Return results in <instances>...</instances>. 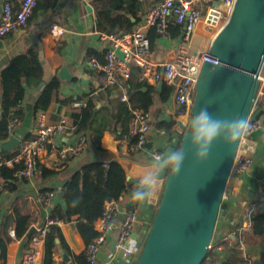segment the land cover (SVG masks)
I'll list each match as a JSON object with an SVG mask.
<instances>
[{"label": "crops", "instance_id": "1", "mask_svg": "<svg viewBox=\"0 0 264 264\" xmlns=\"http://www.w3.org/2000/svg\"><path fill=\"white\" fill-rule=\"evenodd\" d=\"M10 1L15 8L19 7L20 0ZM123 1L126 4L125 7L116 12V21L106 32H101L97 29L96 12L101 7L100 2L106 3L107 0H100V2L97 0H56L55 4L50 8L35 9L26 27L0 41V74L2 69L12 59L33 48L44 69V82H50L55 77L60 80V91L58 95L54 96L50 108L46 111L49 124H56L61 119L66 118L68 124L73 126L75 123L74 114L77 111L73 107V103L76 101L71 105L63 103V101L84 97L83 100L86 101L89 98H93L97 102L98 109L105 114L112 128L114 127L113 102L120 99L121 89L118 86L113 90L99 91L98 71L90 64L91 57L89 52L97 54L96 60H105L104 55L115 44V41L123 40L141 28L144 25L147 8L150 4L159 2V0H149L148 2L134 0L130 6H127L130 0ZM214 1L205 0L197 5L203 14L206 15L211 10ZM47 2L49 0H41V7ZM89 6L92 9L91 11H88ZM53 24L66 27L69 32L61 38H55L50 33V27ZM218 31L219 29L217 28H209L207 25L201 24L197 28L192 41V52L208 50ZM149 34L150 30L147 31L148 36ZM173 41L172 39H156L155 45L152 48V60H171L176 50V43ZM63 68L73 78L71 82L67 83L60 79L59 75ZM137 71L140 81L142 71L140 69H137ZM147 84L155 87L158 91L163 89L159 90V83L149 82ZM36 90L37 88L26 89L25 99L18 108V111L21 112L22 123L17 126L14 133H11L10 138L15 137L19 141H22L33 138L36 135V116L39 111H35V104L41 91L37 92ZM162 97L159 92L155 94V107L148 114L153 126V131L149 135L147 144L149 149L157 146L164 148L168 134L172 133V131H165L164 125L159 127V124L166 122L171 125L174 122L173 114L176 111V105L172 100L171 93L164 103L161 101ZM1 98L0 86V119H2ZM261 112L263 115L260 117V121L264 123V103L262 102L258 103V110H255L254 116L257 113L259 115ZM158 130H161L160 135L156 132ZM79 137L74 134L68 137L57 136L55 144L48 145L47 150L36 157L35 165L39 163L47 169L57 172L54 177L42 179L41 171L37 170L36 166V173L32 178L19 176V179L14 184L13 191L3 189V192H0V225L2 219L12 213L15 202L18 200L26 202L23 206L24 211L30 213L34 219L30 231L21 239H16L15 232L12 228L10 229V236L13 238V241L7 245L6 259L1 264H24L23 257L25 254L34 250L30 241L34 227L42 225L46 218L50 216V212L55 206L64 204L59 198L61 187L71 175L78 172L82 167L94 162H118L120 158L133 159L139 162L147 161L146 158H142L132 151L130 137L117 141L111 131L105 132L101 140L102 150H95L88 145L83 154L62 159L59 154L61 148L76 144ZM9 140L4 143H7ZM263 145L264 140L262 138L258 141H254L251 138L241 143L243 151L252 157L253 163L250 170L244 176L232 173L229 177L226 187L228 194L223 199L214 232L215 244L208 252V257L212 259L214 264H242V257L236 239L232 242L226 241V237L232 236L239 227H243L244 229L243 237L250 247L249 253L251 256L255 261L264 264L261 259L264 255V238L254 237L250 231L251 228L246 226V208L260 201L263 197L264 155L259 157ZM8 154L3 153L0 157H6ZM129 183L135 185V181H130ZM45 190H54L57 193V199L51 209H47L40 200V195ZM131 193L128 192L124 195L122 206L133 203V205L139 208L140 219L152 220L155 211L149 209L148 206L141 207L136 201L133 202L130 197ZM231 211L232 213L230 214ZM122 223L123 219L120 218L118 226H121ZM59 226L62 229L71 254H68L63 248H59L55 255V260L62 264H74L73 256L85 254L87 246L78 234L74 222L66 225L61 223ZM12 232H14V237L11 234ZM136 232L142 233V235L145 234L144 229L139 227V225ZM117 234V230L110 234L105 249L100 253L99 264H129L119 257L115 260L110 258ZM1 237L4 238V235L1 234ZM60 250L66 252L68 261H64L63 256L59 253Z\"/></svg>", "mask_w": 264, "mask_h": 264}, {"label": "built area", "instance_id": "2", "mask_svg": "<svg viewBox=\"0 0 264 264\" xmlns=\"http://www.w3.org/2000/svg\"><path fill=\"white\" fill-rule=\"evenodd\" d=\"M138 2H148L149 0H137ZM205 0H159L156 4H150L145 15L144 25L123 40L115 41V44L108 50L106 63L101 65L95 57L90 58V64L98 71L99 91L113 90L122 81H128L132 77L134 69H140V81L143 83H163L172 88L171 97L176 105L173 114V127L170 137L166 138L164 148L157 146L149 149L147 147L149 135L153 131L148 114L141 109H132V119L130 123L129 136L135 143L131 146L132 151L153 161L160 155H167L175 151L185 133L183 128L188 127V118L192 113L195 97L196 84L205 62L217 64L209 49L202 52H192V41L197 28L205 24L211 28L221 29L229 20L233 13L237 0H224L215 9L218 13L214 19H209L210 11L206 15L198 7V3ZM38 0H20L18 8H15L10 0H0V41L26 27L28 20L32 16ZM212 9V8H211ZM181 27V35L175 39L176 50L173 58L169 61H154L151 58L152 48L147 31L155 29L158 39H170L168 28L170 24ZM213 23H215L213 25ZM68 29L59 24L50 27V33L55 38H61L68 33ZM173 41V42H174ZM117 51L123 54L120 58ZM258 90L256 98L248 119L250 129L242 138V141L249 140L255 132L262 131L261 138L264 140V123L256 120L255 110H258V103H264V65L258 77ZM120 99L124 103L129 102L128 88H121ZM86 100L76 101L73 107L80 109L86 106ZM22 123V118H15L9 122V131L14 133L17 126ZM163 130V129H162ZM159 135L161 130L156 131ZM73 133L69 128L66 118L61 119L56 124H49L45 111H39L36 116V135L33 138L20 141L17 154L13 157H0V166L14 168L23 163L24 167L17 171V175L25 178H32L36 173L35 159L47 150L48 145L55 144L57 136H71ZM240 147L233 165L231 173L243 175L250 170L253 159ZM88 148V139L85 136L79 137L74 145L63 146L59 152L62 159L69 156L83 154ZM124 185L130 193L134 185L126 179ZM5 189V183H0V192ZM57 193L52 190L40 195V200L47 209L54 206ZM124 195L118 200H111L105 203L103 214L92 221V225L98 233L92 242L87 246L86 258L89 264H99L100 253L105 249L110 234L117 230L118 234L114 240L110 258L117 257L132 264L142 251L141 241H145L152 220H143L139 217V208L133 203L125 204ZM264 205V184L263 197L260 201L249 205L246 208V226L251 227V216L254 212L262 210ZM123 219L121 226H118L119 219ZM61 222L54 221L48 216L42 225L35 226L30 237L34 250L28 252L23 257L24 264H43V250L46 237L50 231V226ZM142 227L144 233H137V227ZM243 227L236 229L232 236H227L226 241H237L238 249L241 253L242 264H255L251 256L250 247L243 237ZM14 237V232L11 233ZM144 235L146 236L144 238ZM144 245V244H143ZM213 246L209 249V251ZM203 264H214L210 257H206Z\"/></svg>", "mask_w": 264, "mask_h": 264}, {"label": "water", "instance_id": "3", "mask_svg": "<svg viewBox=\"0 0 264 264\" xmlns=\"http://www.w3.org/2000/svg\"><path fill=\"white\" fill-rule=\"evenodd\" d=\"M223 1H214L209 19L215 20L218 15L215 9ZM91 10L89 6L88 11ZM117 53L120 58L124 57L120 51ZM209 53L218 63L203 64L191 114L207 107L220 118L243 116L248 120L264 65V0H237L229 20L212 41ZM59 76L67 83L73 80L65 68ZM43 86L44 83L36 91L39 92ZM163 86L159 83V90ZM262 115L259 113L256 120H260ZM183 129L185 133L179 149L184 148L188 153L183 166L175 178H172L170 170L163 173L160 177L162 183L149 200L140 203L134 198V192L138 177L153 170V161L118 159L126 171L127 180L135 181L136 187L130 195L132 201L155 211L140 256L132 264H203L209 249L215 244V228L223 199L228 194L226 187L241 141L230 149L217 141L207 159L196 163L193 159L195 149L191 151L187 141V137H194L195 129L191 132L189 127ZM261 135L262 131H258L252 138L258 141ZM221 138H224V130ZM19 144L17 138L11 137L7 143L0 144V155L12 153ZM263 155L264 145L259 157ZM59 198L62 199L61 192ZM59 253L64 261H68L64 250ZM255 264L260 263L255 261Z\"/></svg>", "mask_w": 264, "mask_h": 264}, {"label": "trees", "instance_id": "4", "mask_svg": "<svg viewBox=\"0 0 264 264\" xmlns=\"http://www.w3.org/2000/svg\"><path fill=\"white\" fill-rule=\"evenodd\" d=\"M100 2V0H97ZM134 0H130L127 6H130ZM56 0H49L41 7V0L35 9L50 8L55 4ZM101 7L97 9V29L106 32L116 21V12L125 7L123 0H107L106 3L100 2ZM170 39H177L182 29L176 24H170L168 28ZM149 39L151 48L155 45L158 35L155 29L150 30ZM108 52V51H107ZM105 60H97L104 65ZM90 57L97 59V54L89 52ZM137 69H134L131 79L122 81L119 88H128L129 102L124 103L121 99L113 102L112 114L115 119V125L112 128L104 113L97 107V102L93 98L87 99L85 107L77 110L74 114L75 123L70 130L76 136H85L88 139V145L95 150H102L101 140L107 131H111L117 141L127 139L129 136L130 122L132 119V109L137 108L149 114L155 107V94L159 92L163 97L161 101L164 103L169 97L172 88L164 85L161 91L155 87L149 86L147 83L139 81ZM42 83L39 96L35 104V111H47L54 96L58 95L61 82L58 78H54L50 82H44V69L38 59L33 48L23 54L16 56L9 64L4 67L0 74L1 86V110L2 119H0V143H4L10 139L9 122L12 119L19 118L21 112L18 111L19 106L25 99L26 89H36ZM122 92V91H121ZM84 97L71 98L63 101L66 104H72L74 101H82ZM174 123H161L165 126V131H171ZM168 134L167 137H170ZM135 143L131 139V144ZM131 145V146H132ZM180 142L175 150H179ZM121 148V146H119ZM17 150L6 157H13L17 154ZM36 161V159H35ZM37 170L41 171L42 179L54 177L57 172L47 169L44 165L36 163ZM24 164H18L14 168L0 166V183H5V190L13 191L14 184L19 179L17 171L22 169ZM127 175L124 168L119 162H94L85 165L78 172L71 175L65 184L61 187L63 205L55 206L50 212V218L62 224L75 223V228L81 236L83 242L88 246L97 236V232L91 225L92 220L100 217L104 211V205L111 200H118L122 195L128 193L124 182ZM51 190L43 191V194ZM15 202L13 211L10 215H6L0 225V264L6 259L7 245L13 241L10 236V229L15 232L16 239H21L28 234L30 227L34 222L33 216L24 211L25 201ZM20 202V203H19ZM154 218V217H153ZM250 231L256 238H264V210L256 211L251 216ZM4 235V238L1 237ZM59 248H63L68 254L71 250L66 243L62 229L58 224L50 226V231L46 237L44 247L43 264H62L55 260V255ZM264 263V255L262 256ZM74 264H89L86 259V253L73 256ZM225 264V263H224Z\"/></svg>", "mask_w": 264, "mask_h": 264}, {"label": "clouds", "instance_id": "5", "mask_svg": "<svg viewBox=\"0 0 264 264\" xmlns=\"http://www.w3.org/2000/svg\"><path fill=\"white\" fill-rule=\"evenodd\" d=\"M189 132L195 129L192 139L187 137L188 148L193 151V159L196 163L205 161L211 151L212 145L219 141L227 148L237 145L249 132L250 125L247 118L236 116L231 119L214 116L207 107L191 114L188 118ZM224 130V138L221 132ZM183 149L175 150L167 155H160L152 162V171L145 172L138 177L134 198L140 201L151 199L156 189L162 183L161 175L169 170L172 178H175L183 166L187 157Z\"/></svg>", "mask_w": 264, "mask_h": 264}, {"label": "rangeland", "instance_id": "6", "mask_svg": "<svg viewBox=\"0 0 264 264\" xmlns=\"http://www.w3.org/2000/svg\"><path fill=\"white\" fill-rule=\"evenodd\" d=\"M140 234H141V233H140ZM145 237H146V236L144 235V238H145ZM144 242H145V241H144ZM141 244H142V246H143V244H144L143 241H141Z\"/></svg>", "mask_w": 264, "mask_h": 264}]
</instances>
